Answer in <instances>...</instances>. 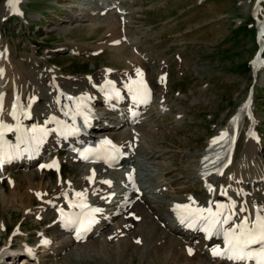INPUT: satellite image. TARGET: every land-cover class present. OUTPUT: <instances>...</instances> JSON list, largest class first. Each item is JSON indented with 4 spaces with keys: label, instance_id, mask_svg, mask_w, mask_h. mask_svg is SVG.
Segmentation results:
<instances>
[{
    "label": "rangeland",
    "instance_id": "obj_1",
    "mask_svg": "<svg viewBox=\"0 0 264 264\" xmlns=\"http://www.w3.org/2000/svg\"><path fill=\"white\" fill-rule=\"evenodd\" d=\"M77 1L19 0L16 5L19 14L17 12H9V14L8 0H0V37L10 51V60L19 67V73L23 74L18 80L25 84V87L20 88L24 103L27 104V99L30 98L26 96H29L27 94L29 89L32 92L31 83L39 76L40 69L45 67L54 69L62 82L70 83L81 78L84 80L96 77L105 70L112 71L115 75L126 72L128 70L123 68L124 63L137 65L135 60L142 59L140 54L148 58L145 61L143 57V61L140 62L145 72L151 74L150 78L154 77L153 81L157 78V69L166 67L168 73L164 82L166 93L161 96L157 90L155 99L147 105V109L154 117L152 121L155 122L149 121L147 117L141 118V129H137L134 134H137L146 150L152 147L149 150L158 151L161 147H166L161 151L166 155L161 154L160 160L153 162L145 159L146 157L142 159L141 156L144 157L142 154L138 159L144 162L136 160L135 166L142 183L151 188L146 197L156 201L155 206L158 205V208L163 210L161 214H165L164 216L170 220L166 210L172 203L170 199L173 195L170 193L169 196L164 197L165 186L160 190L163 185L161 176L166 175L169 182L176 181L182 184L174 196L178 201H183L186 195L204 198L203 193L206 192L203 190V182H200L203 177L196 172L198 159L204 155L205 145L217 139L219 130L221 131L228 122H231L250 93L251 112L242 119L240 137L235 142L232 153V165L227 175V170L224 171L228 178V182L225 183V196L227 194L233 199L235 211L240 210L241 206L251 209L252 201L255 206L264 205V192H258L261 200H254L249 195L251 189L241 184L244 178L254 177L259 169V166L255 168L252 162L256 155L248 152L254 153V149L246 147L249 132L254 148L257 150L258 145L264 147V0H115L113 7L103 11L100 9L101 4L107 0H96L100 4L97 6L92 2L90 5V0H80L81 4L76 3ZM90 8H96L95 11L99 12L96 19L91 17L95 15L93 13L95 11L90 12L91 14L85 12ZM253 9H256L261 29V45L257 38L258 31L253 18ZM115 14L125 17L122 24L128 28L132 42H124V46L127 47L118 56L107 48L99 52L95 51V54L91 55L93 47L101 45L98 41L107 30L106 25L100 26L105 24L106 17L109 18L106 19L107 22L114 21L110 18H114ZM99 17L100 21H98ZM115 23L118 29L120 19L115 20ZM70 29L74 30L68 34L67 31ZM116 42L118 43V40ZM67 44L83 47L81 51L90 55L83 58L79 57V53L53 51L64 48ZM121 44L122 40H119L118 45ZM86 46L89 47L86 49ZM260 50V63L256 68L255 57ZM70 85L73 89L79 87L80 83ZM114 107L122 108L121 112L126 113L125 109L128 106L122 104ZM96 110L102 111L100 108ZM157 111H161L160 116L155 114ZM251 115L256 119L254 123L250 118ZM103 120L109 122L110 118L106 115L102 122ZM126 128L116 130L122 132L121 138L125 136L123 131H126ZM158 132H162L164 137L162 138ZM245 152H248V155ZM66 154L68 152L61 153L58 149H54L43 156L45 162L54 157L62 160V175L60 172L58 175V170L55 168H48L46 173H42L45 175L42 182L47 183L48 190L51 188L49 193L56 184H60L61 176H64L65 182L80 183L78 176L80 166L72 165L70 161L64 159ZM257 154L260 155L259 152ZM261 154L264 159V153ZM19 173H23V169L12 166L8 171H4L1 179L7 178L10 174L11 176L18 174L15 180L20 183L21 193H24L29 183ZM42 174H39L36 180L42 179ZM116 178L118 179L119 176ZM55 180L59 182L54 185ZM260 185L258 190L264 186L262 182ZM4 186L6 192L4 189L1 191L6 195L0 197V225L4 224L5 229L0 226V249L2 250L8 243H11V247L34 243L33 238L41 228L27 217L26 212L32 205L27 199L17 200L18 202L12 205V189L6 184ZM35 196V194L30 195L33 204L35 198L37 199ZM36 201L41 203L40 198ZM23 204H28L25 214ZM246 209L245 211H248ZM117 211L114 210V214ZM37 216L43 217L40 214ZM129 216L130 218H127L131 221L135 220V217L132 218L133 215ZM113 224L116 225V222ZM48 226L49 224L45 229ZM116 239L115 243L118 242ZM114 242L110 245L115 246ZM109 250L110 253L106 251L102 254L90 249V253L82 257L62 253L56 259L46 256L48 253L42 252L37 255L40 259H44L45 264H173L176 262V253L167 255L166 253L145 254V252L141 255L134 253L131 257L125 255L122 257L117 254L116 246ZM3 254L5 255L4 252ZM9 258L3 256L0 264H23L20 260L21 256L14 260ZM165 258H168V261ZM213 263L217 264L216 260L208 261V264Z\"/></svg>",
    "mask_w": 264,
    "mask_h": 264
},
{
    "label": "bare ground",
    "instance_id": "obj_2",
    "mask_svg": "<svg viewBox=\"0 0 264 264\" xmlns=\"http://www.w3.org/2000/svg\"><path fill=\"white\" fill-rule=\"evenodd\" d=\"M79 1L80 0L76 3L81 2ZM91 2L96 6L99 4L96 0H90V5L92 4ZM115 3V0H107V2L105 1L106 5L101 4L100 9L102 11L109 9L113 7ZM96 8H90L89 10L86 9L85 12L90 13L95 11ZM8 9V13L12 12L9 6ZM93 13L95 15H92L91 17L96 19L95 17L99 14V12L95 11ZM113 17L114 18H110V20L114 19V21L108 22L106 19L109 18L106 17L104 21L105 24L100 26L103 27L106 25L107 30L104 31L102 38L98 41L101 45L94 46L91 55L95 54V51L99 52V50L107 48L108 50H113L114 53H117L116 56H118L119 53L127 47L124 46V42H132L128 28L122 24L125 17L117 14L113 15ZM117 19H120L118 29L115 23V20ZM98 21H100V17L98 18ZM73 30L74 29H70L67 33L70 34ZM117 40L118 43L116 42ZM119 40H122L121 46L118 45ZM62 47H64V45H62ZM88 47L89 46H86V49ZM82 48L83 47L77 45L67 44L64 48H58L53 51L57 52L60 50L69 53H79V57L83 58L90 55L84 54V52L81 51ZM140 56L143 59L144 55L140 54ZM10 57V51L7 50V47H5V44L2 42L0 37V122L11 126L13 129H15L19 123L20 128L25 131L31 129L32 127L43 128L46 130L47 135L43 137L42 143H40L38 147L31 148L25 144H20L19 149L14 152V167L23 169V173H19V175L22 174V177L29 183V186L25 188L24 193H21L20 183L15 180V177L18 176V174H14L12 176L10 174V176L5 179H1L0 181V197H5L6 195L1 191V189H4L6 192L4 186V184H6L13 192L11 197L13 200L11 203L12 205L13 203L18 202L17 200L24 201L27 199L29 204L32 205L30 210L26 212L27 217L31 218L29 220H32L41 228V230L38 231L36 236L33 238L35 240L34 243L19 245V247H11V243L4 245L3 249H0V261L3 256H9V260H14L15 258L21 256L20 260L23 264H45L43 261L44 259H40L37 253H48L46 256H49L52 259H56V257L62 253H71L74 256L82 257L85 254L90 253V249L95 250L96 253L106 251L110 253L109 249L116 246L118 248L117 254L122 257L124 255L126 257H131L134 253H139V255H141L145 252V254L166 253L167 255L176 253V262H174L176 264H208V261L214 260H216L217 264H234L231 260L221 258L219 256L214 257L212 255L213 248L223 249L224 239L222 235L213 234L209 237L204 231L200 230V225H197L196 228H188L184 224H181L178 216L186 215V213L176 207L177 205H189L190 209H207L211 206L213 211H215V206L220 204L224 205L226 211H228V205L234 203L233 199L229 198V195L226 194L225 196V183L228 182V178L225 176L224 171L227 170V175L229 171L228 169L232 165V160L225 169H222V164L232 157L235 146V140L232 139V134L230 132L233 120L228 122L221 131L219 130V136L217 135V140H215L217 143L214 144L213 142H210L205 145L203 151L204 155H201L202 157L198 159V170L196 172H199L203 177L201 181H198L203 182V190L206 192L203 193L204 198L192 196V199L190 200L189 195H186L183 201H178V198L174 196L176 195V190H178L182 184H179L176 181L169 182L166 179V175L161 176L163 185L160 187V190L165 186L163 189L164 197L169 196L170 193L173 195L170 199L172 203L166 210L170 220L164 216L165 214H161L162 209L158 208V205L155 206L157 203L156 201L149 200L146 197L149 189L151 188H148L147 185L142 183L139 171L135 166V161L137 160L138 162V158L142 154L144 155V157L141 156L142 159L146 157L145 159L152 160L153 162L160 160L162 154L161 151L166 149V147L163 146L158 151L149 150L150 148L152 149V147H149L148 150L144 149L143 147L145 146L141 144L140 138L137 134H134L137 129H141L142 125L138 124L136 118L126 116V114L123 119V124L118 128L115 126H118L119 123L116 120L112 122L111 120H113V118L110 119L109 125H100V120L104 118L103 113H101L99 117H95V120L91 124L92 130H96V128L100 125L102 128L96 132L105 135L107 138H110L116 143L119 153L121 154V159L123 157L127 158L126 156H123V153L125 152L130 155L126 160L121 161V168L118 171L114 170L112 172H107L99 165L79 163L78 161H75L71 155L74 147L77 146L75 143L72 145V148L69 147V154L64 159L70 161L72 165L74 164L75 166H80L78 173V176H80V183L65 182L64 176H61L60 184H56L57 181L55 180L53 183L54 185L56 184V186L52 189L51 193H49L51 188L48 190L47 183L44 184L42 182L45 178V175L42 173H46L48 168H55L58 170V175L59 172L61 174L62 160L58 157H54L49 161L44 162V159L41 157L42 153L44 154L47 151L52 150L48 142L55 145L69 143V141L65 140V134L66 132L71 131V125L84 127L90 123L92 118H88L87 122L85 121L88 106L94 108L104 104L109 105V107L113 105L104 102V98L111 90L121 92V101H124L125 105L130 107L132 104V112H130V114L133 113V110L138 109L143 116L147 117L146 119L152 121L154 117L147 109V105L155 99L157 90L160 92L161 96L166 93L164 82L168 77L167 68L165 67V70V68L159 67L156 72L157 78L153 81L152 78L154 77L150 78L151 74H147L141 66V62L143 60L138 58V60H135V64L137 63V65L129 64L131 66L130 67L128 62L124 63L123 68H127L126 70L128 71L121 72V74L115 75L112 71L105 70L102 74H98L96 77H92L90 79L86 78L84 80L81 78L78 81L75 80L70 83L64 81L62 82V79L60 80L59 76L57 77L58 73L54 69L45 67L44 69H40L41 72H39V76L36 77L35 81L33 80V83H31L32 92H30V89L28 90L29 92L27 94L29 96L26 97L30 98L27 99L28 101L26 104V102L24 103L22 99L23 94L20 90L21 87H25V84L24 82L18 80L20 79V75L23 74L19 73V67L12 63ZM144 58L145 61L148 59L146 57ZM131 70L134 71L130 72ZM137 70L142 73V77L138 75ZM254 73L256 72H253V74ZM141 78L147 85L148 89V96L143 102L135 97L134 91L130 90L129 87L131 85L134 88L135 86L133 85V82L138 81ZM76 83H80V86L74 87L73 90L70 87V84ZM250 95L251 94H249V96ZM14 105L17 119H13L11 115ZM25 113L28 114L29 118H25ZM111 114H114V112H111ZM155 114L160 116L161 111H157ZM245 114L246 113L243 112L242 107H240L233 119L235 117L243 119ZM250 118L254 123V120H256L254 116L251 115ZM235 123L239 125L240 121H236ZM122 127H127L126 131H123L125 133L123 138L120 137V133L122 132L116 131ZM156 128L159 129L158 126ZM133 129H136L135 132H133ZM158 134L162 138L164 137L162 132H158ZM222 134H225V136L224 139L221 140L220 137ZM252 134H254V132ZM18 135H20V133H17L15 130L5 132L4 140L15 148V146L19 143L17 141ZM62 136L65 138L62 139ZM255 138H257V136ZM255 138L253 140H255ZM246 147L254 149V153L250 151L248 152L256 155L254 157L256 159L253 158L252 162L253 166L255 168L256 166H259V169L255 172V175H253L255 178H244L241 181V184L251 189V192H249L250 198L252 197L254 200L259 201L261 198H259L258 192H264V186L258 190V187L261 186L260 183L262 182L264 184V159L261 157V155H263L261 152L264 153V147H260L258 145L256 150L251 138L248 139ZM165 151L166 150H164L163 153H165ZM248 152L245 153L248 155ZM258 152L260 155L257 154ZM19 155L23 156L19 157ZM162 155H166V153ZM20 159H24L23 162L20 161ZM169 172L171 171L169 170ZM39 174H42V179L36 180ZM109 175H111V177ZM1 176L2 175L0 174V177ZM117 176L121 178L120 181L118 180L119 178H116ZM129 176H131V180L129 179ZM105 181H108L109 183H104ZM134 181L137 182L139 187L138 191H136V189L132 186ZM50 184H52V182ZM209 188L212 190L209 191ZM165 190L167 191L165 192ZM29 194H35L37 199L40 198L41 203L36 201L37 199L35 198L33 204ZM79 200L83 203L90 204V207H88L86 212L92 213L91 210L95 208H98L101 211L92 213L95 223L92 224L90 230L80 231L78 235V231H73L68 224L61 220V211H63V213L79 211L80 208L75 205L78 204ZM193 200L195 201V204L192 203ZM70 203L73 207H69ZM27 206L28 204H23L22 206L24 208V214ZM36 208L38 210H32ZM261 208H264V205H258L252 207L251 209H246L244 207V209L248 211L243 212H240V210L235 211V208H231L230 211L236 213V215L233 216V220L239 223V221L245 217H248L251 221ZM117 209L120 210L117 211ZM114 210L117 211L116 214H114ZM38 214L43 215V217L37 216ZM129 215H133L132 218L135 217V220L131 221V219H129ZM113 222H116V225H114ZM47 224H49V226L45 229ZM0 226L5 229L4 224H1ZM232 226L233 225L229 224L224 227L230 229ZM50 231L52 233H50ZM54 236L56 238H54ZM83 238L85 240H83ZM45 239H47V244L44 243ZM115 239L118 241H116L117 243L114 242ZM137 241H139V243H137ZM113 242L115 243V246H112V244L110 245V243ZM12 249H15L16 251ZM189 249L192 250L191 255H189ZM248 264H252V262H249Z\"/></svg>",
    "mask_w": 264,
    "mask_h": 264
},
{
    "label": "snow or ice",
    "instance_id": "obj_3",
    "mask_svg": "<svg viewBox=\"0 0 264 264\" xmlns=\"http://www.w3.org/2000/svg\"><path fill=\"white\" fill-rule=\"evenodd\" d=\"M19 0H8L10 10L17 12L16 5ZM17 14H19L17 12ZM138 75L142 77V73L137 70ZM134 88L130 85V90H133L135 97L143 102L148 96L147 85L141 78L138 81H134ZM119 94L117 93V96ZM13 119H17L15 105L13 106V111L11 113ZM25 118H29L28 114L25 113ZM87 117L85 121L87 122ZM51 122V121H49ZM15 130L20 135L17 136V141L19 142L15 148L9 145L7 141L4 140V134L8 131ZM47 135V132L43 128L32 127L27 131L20 128L19 123L16 128L13 129L11 126L0 122V164H3L6 159H11L13 153L19 149L20 144H25L31 148H36L42 143L43 137ZM225 134H222L220 139H224ZM217 143V141H213ZM102 148L110 156L111 154L119 152V149L112 144L110 140H104L101 142ZM11 149V151H10ZM55 163V162H53ZM43 167V166H42ZM50 167V166H49ZM131 180V176H129ZM104 183H109L105 181ZM212 189L209 188V191ZM80 195V194H77ZM191 200L192 198L189 197ZM195 204V201H192ZM69 207H73L70 203ZM177 209L182 210L186 215L178 216L181 224H184L188 228H196L200 225V230L204 231L207 236L211 237L213 234L222 235L224 239V247L213 248L212 255L214 257L226 258L234 262V264H246L247 261H252V264H264V208H261L259 212L254 216V218L249 220L248 217L240 220L239 223L233 220V216L236 215L235 212H231V208H235V204L228 205V211H226L224 205L217 204L215 206V211L209 206L205 208L190 209L189 205H177ZM92 213H97L101 211L98 208L92 209ZM245 211L243 207L240 208V212ZM61 218H65V214L61 211ZM66 224L77 223L76 220L72 218H67L65 220ZM95 223L94 217H88L86 220L79 221V230L88 231L90 230L92 224ZM233 225L230 229L225 228V225ZM47 244V241H44ZM139 243V241H137ZM189 255L192 254V250H188Z\"/></svg>",
    "mask_w": 264,
    "mask_h": 264
}]
</instances>
